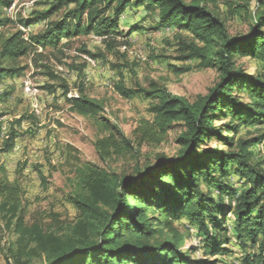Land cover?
Wrapping results in <instances>:
<instances>
[{
	"label": "trees",
	"instance_id": "trees-1",
	"mask_svg": "<svg viewBox=\"0 0 264 264\" xmlns=\"http://www.w3.org/2000/svg\"><path fill=\"white\" fill-rule=\"evenodd\" d=\"M14 2L0 0V28L18 25L28 30L60 17L40 33L17 30L3 41L0 80L20 77L24 69L12 64L29 52L56 49L61 41L68 43L80 35L100 38L109 52L129 46L117 40L142 30L137 23H124L134 13L138 21L151 18L153 31L176 27L189 33L190 41L179 40L176 60H196L199 69H215L218 79L192 103L157 86L129 89L122 81L117 83L115 90L122 98L150 101L153 120L140 121L133 143L115 129L97 140L99 158L136 155L133 146L160 144L175 125L182 127L176 139L179 149L143 169L136 163L129 175L95 166L78 170L77 191L67 197L77 212L73 222H59L53 215L51 224L33 220L27 225L23 192L9 184L0 167V216L4 229L15 237L6 249L8 264H216V257L229 253L226 246L231 240L244 264H264V160L255 161L253 154V148L264 144V0H255L247 33L235 36L209 8L212 0H52L46 10L13 21L5 12ZM224 5L233 17L247 11L248 1ZM244 60L253 64L251 71ZM186 72L189 68L180 70ZM45 75L56 79L49 70ZM61 88L66 96L68 88ZM78 92L67 99L71 109L81 116L98 115L101 104L82 89ZM8 96L0 94V102ZM25 120L33 118L15 124L20 127ZM248 127L256 129L235 139L241 128ZM18 137L10 128L0 154L11 152ZM184 220V227L201 242L182 251L184 237L175 224ZM198 251L203 259H192Z\"/></svg>",
	"mask_w": 264,
	"mask_h": 264
},
{
	"label": "rangeland",
	"instance_id": "rangeland-1",
	"mask_svg": "<svg viewBox=\"0 0 264 264\" xmlns=\"http://www.w3.org/2000/svg\"><path fill=\"white\" fill-rule=\"evenodd\" d=\"M51 1L15 0L5 14L16 21L32 12L46 10ZM183 1L189 3L191 0ZM225 1L239 5L248 1L247 11L232 17L224 5ZM208 5L220 14L230 36L245 34L249 30V14L255 10V0H212ZM59 17L60 14L48 22L56 21ZM138 17L134 13L126 17L124 23H137L142 30L129 38L117 40L119 44L127 42L129 46L121 45L109 52L100 38L80 35L68 43L61 41L56 49L29 52L12 64L24 69L20 77L0 80V94H9L0 102V150L10 128L13 127L19 135L13 150L0 154V167L4 168L9 184L18 185L23 192L27 225L33 220L44 225L51 224L53 215L65 224L77 218V212L67 202V197L77 191L78 170L95 166L129 175L136 163L143 169L160 156L169 158L177 153L179 145L176 139L182 131L181 125H175L160 144L152 143L140 148L133 146L136 155L123 153L105 161L99 158L94 149L97 140L107 137L115 129L133 143L140 121L153 120L148 113L150 101L143 97L122 98L115 90L117 83L122 81L129 89L157 86L192 103L198 96L206 95L217 82L215 69H199L196 60H176L179 40L190 41L189 33L176 27L156 32L152 29L151 18L144 22L143 19L138 21ZM48 22H41L28 30H22L18 25L2 27L0 46L17 30H22L26 35L37 34L46 29ZM126 28H123L125 32ZM84 52L97 57L92 59ZM243 62L249 71L253 69V64L246 60ZM185 68H189V72L180 73ZM47 70L56 77L55 80L45 75ZM61 85L68 88L66 96ZM78 89H82L87 98L101 104L102 110L98 115L81 116L71 109L67 99L79 96ZM21 118L33 120H25L18 127L15 122ZM255 129L241 128L235 139ZM253 154L255 161L264 160V144L253 148ZM184 225L185 220L175 224L184 237L181 250L199 247L201 239ZM232 235V229H229L228 236ZM14 241L15 237L4 229L0 216V264H8L6 249ZM226 248L229 253L216 257V264H244V257L234 240ZM192 259H203L201 252H196Z\"/></svg>",
	"mask_w": 264,
	"mask_h": 264
},
{
	"label": "built area",
	"instance_id": "built-area-1",
	"mask_svg": "<svg viewBox=\"0 0 264 264\" xmlns=\"http://www.w3.org/2000/svg\"><path fill=\"white\" fill-rule=\"evenodd\" d=\"M91 60H89V62H90Z\"/></svg>",
	"mask_w": 264,
	"mask_h": 264
}]
</instances>
